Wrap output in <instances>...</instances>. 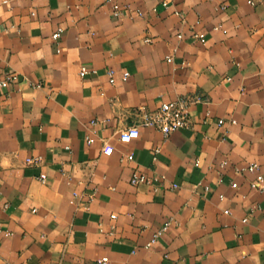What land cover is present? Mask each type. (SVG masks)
<instances>
[{"label": "crops", "instance_id": "1", "mask_svg": "<svg viewBox=\"0 0 264 264\" xmlns=\"http://www.w3.org/2000/svg\"><path fill=\"white\" fill-rule=\"evenodd\" d=\"M10 74L0 264H264V0H0ZM182 95L189 126L119 140Z\"/></svg>", "mask_w": 264, "mask_h": 264}, {"label": "built area", "instance_id": "2", "mask_svg": "<svg viewBox=\"0 0 264 264\" xmlns=\"http://www.w3.org/2000/svg\"><path fill=\"white\" fill-rule=\"evenodd\" d=\"M162 5L166 6L167 2L163 1ZM114 12L118 11V5L113 4ZM179 14V12H177ZM219 25H217L218 27ZM61 27L58 26L55 31L52 33L53 38H57L60 34ZM200 41H204L205 36L204 33L198 32L194 33ZM146 40H148L146 38ZM167 60H170L171 57L167 56ZM86 71L84 66L80 68V74H83ZM109 80L113 82L114 78L112 76V70H108ZM128 72L125 71L122 74V79H126ZM16 79V74H10L4 76L0 79V86H5L7 83ZM196 101L194 96L190 95H182L173 100L165 101L160 103L157 107L149 109L145 106H138L133 109V119L131 122L126 125L123 129L120 130L118 138L122 142H128L130 139L137 137L139 132L140 126H149L161 131L162 135L166 137L171 131L181 128L187 127L190 125V114H189V105ZM91 124L95 123V119H90L89 121ZM86 141L92 142L93 137L87 136ZM113 147L111 144L105 143L102 146V152L104 154H110ZM158 152V147L154 148V153ZM122 158L131 159V154H127ZM121 158V159H122ZM36 159V158H33ZM197 160L195 164H197ZM242 169L247 171H255L258 169V164L256 162L248 163L246 166L242 167ZM145 179L143 174H134L130 178L131 183L141 182ZM252 188H255L259 191H264V176L261 172H257L255 178L250 180L249 182ZM175 185V184H174ZM232 187L236 186V182L231 183ZM227 212V210H224ZM242 220H245L243 218ZM167 224V222L165 223ZM2 227L0 225V232L2 231ZM5 234L10 233L9 231L5 230ZM105 260V257L103 258Z\"/></svg>", "mask_w": 264, "mask_h": 264}]
</instances>
